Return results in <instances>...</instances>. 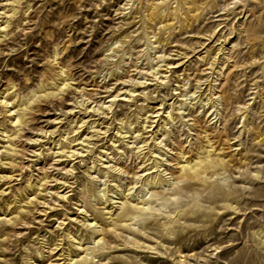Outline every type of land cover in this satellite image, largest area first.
Masks as SVG:
<instances>
[{"label": "rangeland", "instance_id": "374dc122", "mask_svg": "<svg viewBox=\"0 0 264 264\" xmlns=\"http://www.w3.org/2000/svg\"><path fill=\"white\" fill-rule=\"evenodd\" d=\"M0 264H264V0H0Z\"/></svg>", "mask_w": 264, "mask_h": 264}, {"label": "bare ground", "instance_id": "6f19581e", "mask_svg": "<svg viewBox=\"0 0 264 264\" xmlns=\"http://www.w3.org/2000/svg\"><path fill=\"white\" fill-rule=\"evenodd\" d=\"M188 166V165H187ZM192 167H194V166H192ZM195 169V168H194ZM195 171V170H194Z\"/></svg>", "mask_w": 264, "mask_h": 264}]
</instances>
